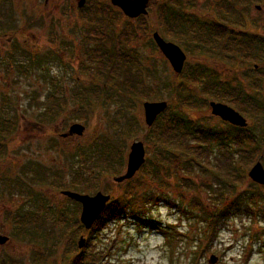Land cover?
<instances>
[{"label":"rangeland","instance_id":"374dc122","mask_svg":"<svg viewBox=\"0 0 264 264\" xmlns=\"http://www.w3.org/2000/svg\"><path fill=\"white\" fill-rule=\"evenodd\" d=\"M43 1L0 0V56L4 55L0 57V117L14 119L8 143L3 146L9 150L0 160V166L6 164L0 167V178H9L11 183V190L0 186V235L8 238L7 243L0 246V264H69L74 256L73 246L77 247L81 236L86 242L90 238L86 258L92 259L96 254L97 264H209L212 255L217 258L215 264H264V187L252 183L247 176L257 162L264 167V113L254 109L260 102L263 104L264 89H250V83L244 77L250 63L236 61L233 68L213 57L192 53L191 46L189 52L182 50L186 56L184 65L214 69L219 73L220 80L231 87L238 83L248 96L255 99L246 113H240L225 103L228 99L223 102L246 120V130L251 136L245 140L247 133L244 132L238 143L235 139L213 142L201 136L200 163L188 164L192 165L189 173L188 168L180 163L166 166L158 162L166 169L159 173L166 186H159L157 181L160 179L151 177L153 171L150 169L157 162L155 151L147 143L151 127L148 129L144 124L142 105L144 102L159 101L173 104L174 96L170 89L177 85L178 75L174 74L168 61L152 43L155 31L168 42L161 34L157 21L159 7L171 4V0H150L147 15L135 22L127 20L108 0H86L83 11L89 8L107 11L106 19L112 21L115 36L126 26L136 28L137 40L129 42L126 47L136 50L132 57L137 59L144 84L158 88L159 94L157 100L137 101L123 98L117 91L105 88L104 95L111 97L112 103L93 107V111L87 112L83 118L77 104L72 105L73 92L77 94L80 87L89 90L95 84L102 86L101 81L95 80L96 66L84 57L86 53L83 49L91 50L96 46L93 39L87 40L83 34V28L89 30V22L83 20L76 8L78 0ZM177 1L181 2L182 9L213 19L215 15L206 12L219 0ZM254 5L260 6V10H256ZM237 8L246 15L241 31L245 34L258 33L257 30L262 28L260 21L264 18L263 0L246 7L237 4ZM139 23L145 24L143 31L138 29ZM8 38H13L9 44ZM24 40L26 43H22ZM8 53L10 57H5ZM127 79L131 83L126 85L137 80L131 76ZM195 90L198 92L199 87ZM200 98L207 104L200 111L187 109L188 118L204 130L222 131V134L232 132L228 125L210 114L208 103L218 101ZM62 100L68 105L58 112L55 119L40 117ZM35 124L39 128H33ZM73 124L82 125L84 134L61 139V134ZM134 142L143 144L145 164L127 184L114 183V175L94 168L95 160L90 148L98 145L102 147V154L118 151L122 154L116 176L124 174L129 147ZM249 159L253 162L245 166ZM222 170L236 179L233 185L237 190H249L260 198V202L248 207L250 215L225 220L221 229L212 235L204 233V223L181 215L175 205L188 209L191 201L198 197L206 205H211L221 193L231 200L235 193H228L230 183H227ZM78 177L87 180L86 184L79 189L73 188ZM183 181L189 182L190 186L184 188ZM221 182L225 187L219 186ZM127 186L140 191V196L144 192L165 196L173 207L165 202L151 205L147 215L163 225L173 226V230L167 235L149 229L138 231L130 221L120 219L102 232L89 235L86 231H79L78 226H73L76 221L80 224L81 206L60 193L71 191L94 196L101 192L115 199L124 193ZM198 190L202 192L198 194ZM182 198L184 201L181 204ZM136 208L139 210L140 205ZM192 213L195 217L199 216L197 210ZM23 217L26 221L19 226L16 219ZM60 218L65 219L66 224L62 225ZM21 228L26 231L25 235L18 234ZM36 235H41V242L33 239ZM206 238L210 245L206 243L202 246L207 247L209 252L201 253L197 244ZM83 248L86 249V244ZM82 249L77 248L78 251Z\"/></svg>","mask_w":264,"mask_h":264},{"label":"trees","instance_id":"16d2710c","mask_svg":"<svg viewBox=\"0 0 264 264\" xmlns=\"http://www.w3.org/2000/svg\"><path fill=\"white\" fill-rule=\"evenodd\" d=\"M261 2L262 0H221L215 2L211 10L206 12L207 14L211 12L213 16L215 15L213 19H208L198 16V12H188L182 9L180 1L174 0V2H172L171 0V4H161L159 7L157 26L168 42L176 44L182 50L189 52V46H191L192 53L201 57H213V59L234 68L236 61L239 63H249L248 60L250 58L247 46L249 41L246 36L248 34L241 31L246 22V15L238 10L237 4L246 7ZM96 9V11L91 8L85 11H83V8L78 10L81 12L83 20H87L90 25L89 31L87 32V30H84L85 33L83 32V34L86 36L87 40L93 39V42L96 44L95 48L91 50L83 49V52L86 53H84V57L88 63L94 64L98 70L95 80L102 82V86L95 84L89 87V90H84L80 87L78 88L79 91L77 94L73 92L71 102L72 105L77 104L80 108V115L82 114V117L80 116L81 118H83L87 112L93 111V107L101 103L102 105L112 103V98L104 95L106 92L104 90L105 88L111 91H117L123 98L137 101L157 100L156 98L159 94L158 88H152L144 84L143 75H141L137 59L133 60L132 57L133 54H136V50L126 47L129 42L134 43L137 40L138 35L135 30L136 28L126 26L120 34L115 36V29H113V25L111 24L112 21H107L106 19L107 11L103 8ZM141 19L142 17L131 21L135 22ZM145 27V24L143 26V23H139L138 29L143 31ZM153 46H155L154 43ZM129 76L133 79L136 77V83L130 84L131 80L127 79ZM244 77L246 78V73ZM177 78V85L170 89V93L174 96L173 104L168 105L167 109L156 119L148 132V138L150 139L147 143L155 151V161L157 162L153 168L150 169V171H153L151 177L155 180L160 179L157 183L159 186L163 187H165L166 184H164L159 176L160 171H166L163 165L175 166L180 163L186 166L190 173L192 165L188 164L193 163L198 165L197 163H200L201 136L203 139L209 141L213 140V142H223L227 139L234 141L235 139L238 143L244 133L243 130L230 127L231 129L229 128V130H232V132L226 131L222 134V131H213L211 129L204 130L200 126L195 125L194 122L188 118L189 116H187L185 111L187 109L190 111H200L203 109L207 101H203L200 96L221 103L228 99L225 103L240 113H246V109L249 108V105L255 100L248 96L238 83L235 87H231L230 84L219 79L220 76L217 71L208 67L196 66L189 68L187 65H184L182 72ZM127 82H130L129 85H126ZM196 87H199L198 92L195 90ZM192 91L195 92L193 93ZM50 98L49 100H52ZM66 105L68 104H66L65 100L60 102L57 101L56 106L48 109V111L46 110L47 113L41 114L40 117L42 119L48 117L53 120L57 114H59L58 112L63 111ZM132 124L133 123H131V125ZM233 134H235L236 137L233 136ZM248 137H250L249 134H247V137L244 139L248 140ZM193 144L196 146H193ZM101 149L102 147L98 145H94L90 148L95 160L94 168L101 169V173L116 176L119 173L117 167H120V163H122V154L119 151L114 152V154L110 152L102 154L103 151H101ZM148 151L147 148L146 152L148 153ZM158 162L163 165L160 167ZM252 162L253 159H249L244 165L249 166ZM222 172L225 174L224 170H222ZM223 173L220 172L219 175L222 176ZM164 178L168 179V177ZM225 178L227 179V183L231 184H229L231 188H228V193H235L231 200L227 197L225 198V196H223L224 194L221 193L217 197L215 203L211 204L212 207L210 204L206 205V203L202 202L199 197L191 201L188 209L178 204L175 205L179 213L182 212L180 213L181 215H185L188 219L193 217L200 223H204V233L215 235V233L221 229L225 220L241 215H250L251 211L249 212L248 207L257 205V203L260 202V198L249 190H237L235 185H233V183L236 184V179L229 176V173L225 174ZM86 181L78 177L74 180L72 187L79 189L86 184ZM127 183L128 181L126 184ZM183 184L184 188L190 186L187 181H183ZM140 186L139 188L142 190L143 184ZM219 186L221 188L225 187L222 182L219 183ZM205 188H208V186ZM124 190V193L121 194L120 197L115 199L110 198L109 203L96 219L91 229L86 231L89 235L102 232L109 224L120 219L130 221L132 223L131 225L135 226L138 231L149 229L167 235V233L173 230V226L163 225L158 220L147 215L150 210L148 207L151 205L157 206V204L165 202L168 206L173 207L165 196L158 194L154 196L148 192H144V194L142 193V196H140V191L138 192L133 187L129 188V186L125 187ZM87 191L90 192L89 189H87ZM201 192L202 191H199L198 194ZM182 201H184L183 198L181 199V204ZM136 205H140L139 210H136ZM194 210L199 212L198 217L193 216L192 211ZM201 212L203 214L202 217ZM60 220L62 221V225L66 224L65 219L60 218ZM25 221V217L16 219L19 225L25 223ZM73 226H78L79 231L85 232L84 228L78 224L77 221L74 222ZM18 231H20L18 233L20 235L26 234V231L22 228ZM33 239H35L36 242L42 241L41 235H36ZM89 240L90 238H88L85 243L86 249L83 248L78 251L77 247L73 246L74 256L69 264H97L98 257L96 254H93L92 259H89V257L86 258V250L90 247ZM206 243L210 245V241L207 238L201 240L197 244L201 249V253L209 252L207 247L202 246Z\"/></svg>","mask_w":264,"mask_h":264},{"label":"water","instance_id":"95a60500","mask_svg":"<svg viewBox=\"0 0 264 264\" xmlns=\"http://www.w3.org/2000/svg\"><path fill=\"white\" fill-rule=\"evenodd\" d=\"M85 1L86 0H78L76 7L78 9L83 8ZM109 2L111 6L119 9L128 19L146 16L150 4V0H109ZM257 9L259 10V7H257ZM152 40L160 54L168 61L174 74L179 75L182 72L186 60L184 52L174 43L165 41L157 31L153 32ZM167 107L168 104L164 101L144 102L142 108L145 126L149 129L154 124L157 117L164 113ZM208 107L211 116L218 118L222 122L241 129L247 127L246 120L237 111L226 104L211 101L208 103ZM84 131L85 128L82 125L73 124L68 128L66 133L61 135V137H81ZM144 162L145 149L143 144L141 142H134L129 147L124 174L115 176L113 182L121 184L132 179ZM247 176L254 184L264 187V168L260 162H257L249 170ZM61 195L81 206L79 222L85 231L91 229L111 198L110 195H104L101 192H97L94 196H89L71 191H62ZM7 241L8 238L6 236L0 235V245H4ZM85 243V239L81 236L78 240L77 248L82 249ZM216 260L217 258L212 255L208 263L215 264Z\"/></svg>","mask_w":264,"mask_h":264},{"label":"flooded vegetation","instance_id":"af4514ba","mask_svg":"<svg viewBox=\"0 0 264 264\" xmlns=\"http://www.w3.org/2000/svg\"><path fill=\"white\" fill-rule=\"evenodd\" d=\"M219 1H221V0H219ZM47 2H48V0L43 1V3H47ZM257 6L258 5H254V8L256 10H258ZM258 7L260 10V6H258ZM77 10H79V9L77 8ZM260 23L262 24L261 25L262 28H259L260 30H257L258 33H251V34L246 35L247 40L249 41L247 46H248V54L250 56V58L248 60L250 63V68L248 69V71L246 73V81H249L250 87H251L250 89H255V90L256 89H258V90L264 89V18L261 19ZM82 30H83V32H85L84 30H87V32L89 31L88 28H83ZM13 38H8L7 44H9L11 41H13ZM22 43H26L25 40ZM0 57H4V55L3 56L1 55ZM5 57H10V54L8 53ZM254 109L255 110L257 109L258 112L264 113V102H263V104H262V102H260V105H258V108L254 107ZM215 119H218V118H215ZM12 121H11V118L9 120L8 116L7 117H0V160L5 158V155H6L7 151L9 150V148L7 146H5V147H3V146L8 143V140H9L8 138H10L11 129H13L12 126L14 125V119H12ZM225 124L231 128L243 130V132H246L247 134L250 133V132L248 133V130H246L247 127L241 129V128L233 127L227 123H225ZM32 127L33 128L34 127L39 128V125L35 124ZM252 136H254V135L252 134ZM71 138L72 137H69V139H71ZM73 138H74V136H73ZM61 139H66V138L61 137ZM7 159H9V158H7ZM4 165H6V164H2L1 166H4ZM10 184L11 183H10L9 178H3V179L0 178V186L1 187L5 186V188H9L8 190H11ZM23 192H25V190ZM21 225H23V223H21ZM21 225H19V226H21ZM1 236H4V235H1ZM4 245H0V246H4Z\"/></svg>","mask_w":264,"mask_h":264}]
</instances>
